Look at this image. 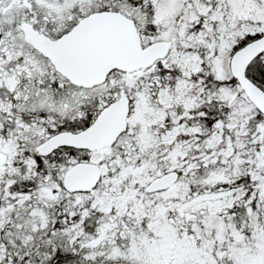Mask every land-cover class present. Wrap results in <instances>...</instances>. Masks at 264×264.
Returning a JSON list of instances; mask_svg holds the SVG:
<instances>
[{"label": "snow or ice", "instance_id": "obj_1", "mask_svg": "<svg viewBox=\"0 0 264 264\" xmlns=\"http://www.w3.org/2000/svg\"><path fill=\"white\" fill-rule=\"evenodd\" d=\"M0 264H264V0H0Z\"/></svg>", "mask_w": 264, "mask_h": 264}]
</instances>
